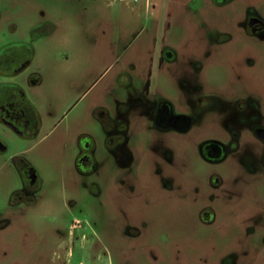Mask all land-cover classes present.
Here are the masks:
<instances>
[{"label": "rangeland", "instance_id": "1", "mask_svg": "<svg viewBox=\"0 0 264 264\" xmlns=\"http://www.w3.org/2000/svg\"><path fill=\"white\" fill-rule=\"evenodd\" d=\"M251 18L262 30L249 36ZM8 46L31 53L23 78L40 127L29 139L0 128V264H212L232 244L250 262L264 253V229L251 240L244 228L264 217V143L241 132L257 168L245 179L238 153L210 165L197 152L205 139H231L239 101L264 127V0H0V51ZM165 49L174 61H160ZM201 98L225 111L203 113ZM136 99L196 120L184 136L159 132L130 110ZM101 109L127 125L121 155L106 148ZM82 144L91 169L77 167ZM14 157L38 179L27 210L8 211L21 186ZM205 207L211 225L199 222Z\"/></svg>", "mask_w": 264, "mask_h": 264}, {"label": "flooded vegetation", "instance_id": "2", "mask_svg": "<svg viewBox=\"0 0 264 264\" xmlns=\"http://www.w3.org/2000/svg\"><path fill=\"white\" fill-rule=\"evenodd\" d=\"M262 30V25L255 19H249L244 26V32L251 36L255 35ZM175 60L174 54L169 52V49H165L161 52V62H172ZM31 63V53L23 48H17L16 46H8L0 51V128L7 130L13 135L22 138L29 139L35 137L40 127V119L37 111L33 105L30 97V86L28 81L23 78V73L28 69ZM205 104L203 105V103ZM136 105H132L130 110H140L141 115H146L149 122L159 132H171L177 136H184L187 134L193 123L196 120L194 115H188L185 113L175 112L172 106L164 100L154 101L151 105L145 104L142 100L136 99ZM231 104H226L225 108H230ZM196 107L203 113L217 112L218 114L225 111L224 107L214 99L201 98ZM234 110V119H237L239 128L229 126L228 137L231 139L225 143L216 139H205L197 145V152L201 160L210 165H218L223 163L228 154L238 153L235 158L237 168L241 173L240 178L251 177L254 172L255 166L251 153L248 151L246 145L240 150L238 142L240 141L241 132L249 133L257 141L264 143V127L261 126L260 117L256 115V110L246 102L239 101L237 104L232 105ZM126 113V112H124ZM105 133H106V148L111 152H115L121 155L123 152V146L125 144V132L127 125L124 123H113L108 119L107 114L101 109L99 118H97ZM233 123V122H232ZM247 138V137H246ZM8 141L3 138L0 133V154L7 153ZM260 175L263 174L264 180V154L260 159ZM11 165L16 169L21 186L11 193L8 199V211H15L17 206H20L23 210L32 203V196L38 190V179L32 174L34 171L25 160L22 158H12ZM93 167V158L91 156V150L80 145V154L77 159V167L81 169V166ZM237 181V179H236ZM222 186L220 178L214 174L209 179V187L212 190H217ZM214 217L211 210L208 208H202L198 213L199 222L202 225H211L212 218ZM246 235L251 237V240L255 239L257 232H261L264 229V217L259 219L247 221ZM237 232V231H236ZM263 232V231H262ZM261 232V233H262ZM260 233V234H261ZM94 242H96L94 236L88 235ZM67 237V235L65 236ZM235 236L231 239L227 236L221 238V244L225 245L230 240L234 243ZM237 239V238H236ZM264 248V238L259 241ZM252 243V242H251ZM253 244V243H252ZM228 248L224 252H219L220 247L216 248L215 255L216 261H212V264H264V253H256V262L247 260V252H241L236 246L228 245ZM213 250L215 248H212ZM241 252V253H240ZM57 259H60L58 256ZM49 264V263H48ZM112 264V262H110Z\"/></svg>", "mask_w": 264, "mask_h": 264}, {"label": "built area", "instance_id": "3", "mask_svg": "<svg viewBox=\"0 0 264 264\" xmlns=\"http://www.w3.org/2000/svg\"><path fill=\"white\" fill-rule=\"evenodd\" d=\"M113 1H119V2H124V1H126V0H113Z\"/></svg>", "mask_w": 264, "mask_h": 264}, {"label": "water", "instance_id": "4", "mask_svg": "<svg viewBox=\"0 0 264 264\" xmlns=\"http://www.w3.org/2000/svg\"><path fill=\"white\" fill-rule=\"evenodd\" d=\"M32 174L35 175V171H33Z\"/></svg>", "mask_w": 264, "mask_h": 264}]
</instances>
